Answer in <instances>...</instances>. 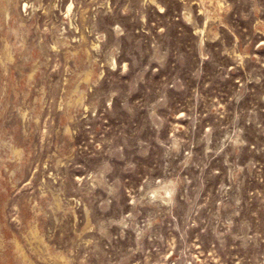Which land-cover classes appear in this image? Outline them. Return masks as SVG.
Masks as SVG:
<instances>
[{"label": "rangeland", "instance_id": "rangeland-1", "mask_svg": "<svg viewBox=\"0 0 264 264\" xmlns=\"http://www.w3.org/2000/svg\"><path fill=\"white\" fill-rule=\"evenodd\" d=\"M0 264H264V0H0Z\"/></svg>", "mask_w": 264, "mask_h": 264}, {"label": "bare ground", "instance_id": "bare-ground-1", "mask_svg": "<svg viewBox=\"0 0 264 264\" xmlns=\"http://www.w3.org/2000/svg\"><path fill=\"white\" fill-rule=\"evenodd\" d=\"M12 53V52H11ZM9 57V56H8ZM87 78H88V75L86 74L85 75ZM84 79H85V77H84ZM83 80V79H82ZM85 82H86V79H85ZM80 96V95H79ZM81 97V96H80ZM79 99V98H78ZM80 101V100H79ZM77 102V101H76ZM14 152V151H13ZM16 152V151H15ZM167 182V181H166ZM166 187V186H165ZM170 195V194H169Z\"/></svg>", "mask_w": 264, "mask_h": 264}]
</instances>
